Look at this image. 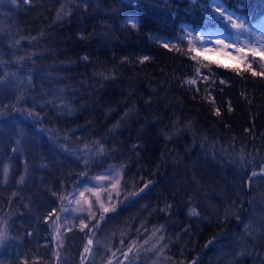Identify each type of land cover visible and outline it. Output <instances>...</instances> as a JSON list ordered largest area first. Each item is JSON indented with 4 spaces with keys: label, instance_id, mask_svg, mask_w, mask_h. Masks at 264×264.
<instances>
[{
    "label": "trees",
    "instance_id": "obj_1",
    "mask_svg": "<svg viewBox=\"0 0 264 264\" xmlns=\"http://www.w3.org/2000/svg\"><path fill=\"white\" fill-rule=\"evenodd\" d=\"M62 2L0 0V74H17L0 87L7 113L0 116V217L8 221L9 236L0 246V264H18L21 253L29 259L32 251L47 255L48 264H83L89 238L88 255L95 264H108L122 239L124 250L137 240L138 229L143 233L138 243L151 249L140 252L139 264H190L194 258L199 264H264V176L249 181L264 169V78L249 71L237 75L232 69L242 67L240 60L207 57L199 51L203 40L196 38L214 32L234 41L233 30L186 13L189 0H83L57 20ZM125 15L138 17V30L124 25ZM237 15L253 26L261 22L262 32L264 0H247ZM182 25L194 29L191 36L180 31ZM161 38L172 39L175 48L162 47ZM190 47L207 65L201 72L215 73L212 88L202 78L195 85L183 83L200 66L190 58L196 55ZM141 55L151 59L140 64ZM20 57L26 59L15 63ZM253 68L260 71L264 61ZM30 74L32 84L21 83ZM30 111L39 119L29 118ZM98 139L115 151L81 177L84 165L62 146L83 150L85 144L96 147L92 141ZM121 163L126 168L119 196L114 191L106 206L116 211L98 210L90 226L101 216L106 220L94 234L70 230L58 243L57 222L74 185ZM149 180L153 185L142 198L131 195ZM168 204L170 211H160ZM192 207L198 216L188 215ZM43 232L47 244L40 243ZM212 237L217 241L205 248ZM117 259H123L121 253Z\"/></svg>",
    "mask_w": 264,
    "mask_h": 264
},
{
    "label": "snow or ice",
    "instance_id": "obj_2",
    "mask_svg": "<svg viewBox=\"0 0 264 264\" xmlns=\"http://www.w3.org/2000/svg\"><path fill=\"white\" fill-rule=\"evenodd\" d=\"M11 4L16 5L18 3V0H10ZM24 4L30 3V0H22ZM83 2V0H64V2L61 3L60 8L58 9L56 13V19L61 20L65 16H68L72 12L71 5L76 4L79 5ZM227 0H189V7L185 9V12H192L194 15H198V18L204 19L205 23L211 19L212 21L217 22L221 25V27H230L233 30V34L235 36V40L230 43H225L223 39H216L215 45H223L225 49H232L234 48L235 52L238 54L237 58L240 60L242 67L238 69H232L236 72L237 75H242L243 72L249 71L251 72V75L253 77L259 76L261 78H264V68H262L260 71H256L253 68L254 64L259 63L260 61H264V35H257L256 34V27L249 24L248 19L245 18L244 15H237V13L241 9L247 8V0H234V2L231 5L226 6ZM87 5H85L86 10ZM115 11V10H113ZM173 20H175V14H171ZM122 22L126 26H130L132 29L139 28V19L138 17L134 15H125L121 17ZM180 31L186 35L191 36L194 29L189 28L187 25H184L181 27ZM240 36H244L247 40V43L245 44L243 41L240 40ZM199 40H204L203 34H200L196 37ZM149 39L155 40L157 42L160 41L159 36L150 35ZM183 39V36L181 37ZM20 41H16L13 47L19 45ZM162 47L168 50H173L175 48V45L171 43V41H166L162 43ZM177 51H180L183 54L182 49H176ZM212 51H220L219 48H212L208 49ZM189 53L195 52L196 55H191L190 58L194 61H197V63L200 66L196 67L194 78H190L185 80L184 84L189 85H195L197 82V79H201L204 82L211 81V83L208 84L209 88H212L215 81L213 79L215 73H212L211 70H209L207 75H204L201 72L202 67H207V65L200 64L198 61L199 51L197 48L190 47L188 49ZM226 55H232L231 52L225 53ZM251 58V59H249ZM258 58V59H257ZM25 57L18 58L15 63L20 64L21 61L25 60ZM27 59H31V56L27 57ZM84 60H87V57H83ZM128 57H124L122 62H127ZM151 57L148 55H141L138 58V62L140 64H143L147 61H149ZM4 66V62L0 61V67ZM219 67H225L224 65H218ZM100 75H103V73H99ZM11 78L13 80L17 79L16 73H2L0 74V87L4 85V83L7 82L8 78ZM21 83H26L27 85L32 84V78L31 74L29 76V79L24 82L21 81ZM221 84H226L227 82L225 80H220ZM199 91V89H197ZM209 97L211 98L212 103H215V98L211 96V92H209ZM45 103L49 102H43L41 104V108L45 106ZM6 106H0V116L6 115L7 113L3 110ZM231 105H229V111H231ZM13 111H21V109L17 107H13ZM69 114H71V110L69 111ZM28 117L34 120L39 119V114L35 113L34 111H30L27 113ZM215 115H220V109H215ZM119 127V122L117 125H115L112 129L109 131L115 132V129ZM65 140H68L69 137L66 135L64 137ZM17 144L20 143L19 140L16 141ZM56 143L60 144L59 139H56ZM92 144L96 147H89L88 144L84 145L83 150H76L73 151L72 149H69L66 144L62 146V151L68 155H74L77 157V160L81 162L84 165V171L81 172V177H87L88 176V169L96 162H102L103 159H107L108 156L112 155L115 149L113 150H106L105 145L98 139L92 141ZM19 151L18 148H13V152ZM243 163V159L241 160ZM47 165H44L46 167ZM126 164L121 163L119 165L116 164H110L107 169L104 170L103 173H99L96 176L97 180H105L109 181L110 186L116 191L117 196H119L121 182L123 181V174L125 172ZM8 166L5 165L4 167V176L5 180L4 183H7V176H8ZM257 175L264 176V169H261L260 173L253 172L251 176H249V181L253 179V177ZM25 181V177L21 176L20 180L18 181V184H23ZM126 183V182H125ZM153 185V182L151 180L145 182L142 187L139 188L138 191L132 192L131 195L133 197L142 198L143 194L146 193V191L150 190L151 186ZM79 185L74 186V190L78 188ZM106 187L108 185H105ZM98 185L92 184V188H96ZM92 188H89L88 190L91 191ZM55 195V193H53ZM84 192H80L81 196H84ZM18 195V193L14 192L13 196ZM69 196H73L74 192L68 193ZM107 198L109 201H112L113 196L112 193H106ZM11 199V198H10ZM120 203H123V201H120ZM101 207H103V204H101ZM172 205L168 204L164 208L160 209V211H170ZM56 210L53 209V212ZM67 211V210H65ZM109 211L115 212L116 207L113 206L111 209L104 207V213L107 214ZM51 215V213H50ZM189 216H198L199 213L196 211L195 207H192L189 212ZM231 215H236L235 212H232ZM95 216V210L94 208L91 209V215L87 218L81 219V231H84L87 229L86 234H94V229L99 228L100 222L106 220V216H101L99 220L96 221L95 224L90 226V222L92 218ZM236 218L239 220V216H236ZM48 217H45V221L47 222ZM87 220L88 222H85ZM243 223V221H240ZM249 224H245V231L248 232L250 229ZM147 229H145V232ZM160 231V229H156L151 233V236H149L148 240H144V244H147L149 240L156 235V232ZM28 235H31V233H28ZM143 236V233L138 229L137 230V240L130 241L128 247L126 250H124V240H121V248L117 249L116 252L112 253L111 258L108 261V264H113V260L116 261V264H139L140 261V252L141 251H151V249H144L143 245H140L138 243V239ZM9 239L8 236V221L7 219L0 217V246H3L7 240ZM54 239L59 240V237H54ZM160 239H163L161 236ZM217 241L216 237H212L207 243L205 244V248L209 247L210 245L214 244ZM93 244V240L89 238L88 240V247H85L84 252L81 254V260L82 262L86 259H88V254L93 250L90 246ZM155 247V246H153ZM166 247V245H165ZM160 252H163V248L160 249ZM117 253H121L123 256V259H117ZM58 255V254H57ZM239 255H244L243 252L239 253ZM190 264H199L198 258H194Z\"/></svg>",
    "mask_w": 264,
    "mask_h": 264
},
{
    "label": "rangeland",
    "instance_id": "obj_3",
    "mask_svg": "<svg viewBox=\"0 0 264 264\" xmlns=\"http://www.w3.org/2000/svg\"><path fill=\"white\" fill-rule=\"evenodd\" d=\"M261 22H257L258 27ZM184 26V25H182ZM263 27L262 32L264 33V25H260ZM189 27V26H188ZM190 28V27H189ZM260 28H256V34L262 35ZM241 39L247 40L244 36H240ZM216 39H223L225 43L233 42L228 36L225 34H217V33H208L204 35V40L201 42L199 46V51H201L207 57L217 58L219 61L224 62V60H239L237 58L238 54L235 52L234 48L225 49L223 45H215ZM162 41H171L172 39L161 38ZM219 48L220 51H212L208 49ZM231 52L232 55H226L225 53ZM104 171L100 172L103 173ZM99 174V173H98ZM97 174L89 179L80 181L75 185H79L77 189H72L71 192H74L73 196H67L65 204L63 205L59 219L57 222V230L56 234L59 237L58 243H61L64 237V234L70 230L78 231L81 229V219L87 218L91 215V209L94 208L95 212L106 207L111 201L108 200L106 193L111 192L112 196L114 193V189L110 186L109 181L105 180H97ZM92 184L98 185L96 188H92ZM74 185V186H75ZM105 185H108L107 187ZM92 188L91 191L88 189ZM80 192H84V196L80 195ZM103 204V207H101ZM67 210V211H65ZM86 221V220H85ZM48 238L47 234L42 233V240L40 243L47 244ZM93 255H88V259L84 260L83 264H95V260L92 259ZM18 264H48L50 259L47 255L38 254L36 251H32L30 253V258L27 259L24 256V253H21L20 256L17 257ZM8 264V260L5 261Z\"/></svg>",
    "mask_w": 264,
    "mask_h": 264
}]
</instances>
